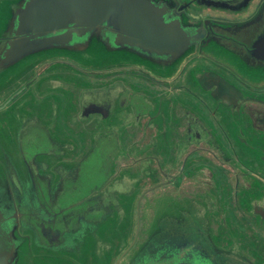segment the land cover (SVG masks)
I'll return each instance as SVG.
<instances>
[{
    "label": "flooded vegetation",
    "instance_id": "af4514ba",
    "mask_svg": "<svg viewBox=\"0 0 264 264\" xmlns=\"http://www.w3.org/2000/svg\"><path fill=\"white\" fill-rule=\"evenodd\" d=\"M27 1L0 0V51ZM176 1L199 33L183 55L124 47L119 28H101L0 62L10 193L0 203L19 213L17 264H156L179 259L170 253L179 247L215 264H264V178L237 164L232 173L242 161L233 141L252 146L264 132L263 105L232 107L233 139L211 108L215 94H181L189 69L207 88L213 79L264 87V0ZM205 62L233 77L201 70ZM248 113L250 130L239 125Z\"/></svg>",
    "mask_w": 264,
    "mask_h": 264
},
{
    "label": "water",
    "instance_id": "95a60500",
    "mask_svg": "<svg viewBox=\"0 0 264 264\" xmlns=\"http://www.w3.org/2000/svg\"><path fill=\"white\" fill-rule=\"evenodd\" d=\"M175 4L167 0H28L15 16H9L16 23L6 37L7 46L0 51V62L9 63L60 43L73 44L82 38L96 37L101 28H119L118 38L124 47L163 49L171 59L179 51L183 55L193 43L189 42L191 37L199 36L194 20L177 12ZM109 37L106 41H112ZM5 183L6 179L0 176V184H4L0 185L1 197L3 193L10 194ZM18 217L19 213L8 205L0 207V264L18 262ZM170 253H179V259L174 255L163 261L156 259V264H215L189 247H179Z\"/></svg>",
    "mask_w": 264,
    "mask_h": 264
},
{
    "label": "rangeland",
    "instance_id": "374dc122",
    "mask_svg": "<svg viewBox=\"0 0 264 264\" xmlns=\"http://www.w3.org/2000/svg\"><path fill=\"white\" fill-rule=\"evenodd\" d=\"M201 70H208L210 72H212V75H221L224 76L226 78H230L233 77L232 74H230L229 72L219 68L218 66H216L215 64H212L210 62H205V64L203 65V68H201ZM205 72V71H204ZM194 73H195V69H189L187 71V76H189L187 79V86L188 88H190V91L188 90H183L182 91V96H184V98L186 99H190L192 101H194L196 98L193 96L197 93L199 94H209V93H213L215 94V96L217 97V99H214L216 101H210L211 98L210 96H208L207 100L210 101V103H212L211 108L214 109H218L219 112H221L222 116L219 117L220 121L223 122V124L226 125V128L229 130V132L231 133V136L234 139V135L237 134V128H235L234 124L235 122L233 121V119H231V115L230 112H232L234 109H232V107L236 108H244L245 107L247 109H254L255 107H259V105H263L262 107L264 108V103H262L261 101H264V87L260 88V89H254L251 88L249 86H241L239 85V83L237 81H235L234 79H231L230 82H223V81H219L218 79H213L211 82H209V85L212 86V88H207L204 84V82L208 81V80H204V82H202L204 84V87L201 83H199L196 80V77H194ZM215 73V74H214ZM208 83V82H206ZM242 93L244 97L248 96V101L244 102L243 106H240V100H241V96L239 93ZM189 93H193L191 96ZM195 98V99H194ZM253 98V99H251ZM256 98H259L258 101L256 102ZM261 100V101H260ZM237 105V106H236ZM206 109V108H205ZM255 113V111H254ZM253 113V114H254ZM259 120H258V124L260 126L264 125V115H257ZM244 121V125L247 126V129L250 130L252 127V119L248 113V118H245L243 120L240 121L239 125L242 126L241 122ZM246 129V130H247ZM264 136V132H260L256 138H254V135H251V138L253 139L252 142V146H247L245 143H242L240 145L239 142H234L235 144L234 146V150L238 152V156H240L241 163L238 161H235V165H232V173H234V170L237 169V166L239 167H243L244 170H246L250 175L247 176H261L260 179L264 178V139L262 138ZM257 139V140H256ZM239 160V159H238ZM233 164V162H232ZM236 168V169H235ZM238 170V169H237ZM216 167H215V172H216ZM218 173V171H217ZM247 176H245L246 178H248ZM5 178V176H2ZM234 176L231 177V180H233ZM216 180L218 183V190H220V192L223 194L224 196V177L223 176H216ZM233 185V183H232ZM222 191H221V189ZM232 188H231V195H232ZM234 191V190H233ZM225 197L227 198L226 201L228 202L229 198L231 200V204L232 202V197L229 196V194H225Z\"/></svg>",
    "mask_w": 264,
    "mask_h": 264
}]
</instances>
